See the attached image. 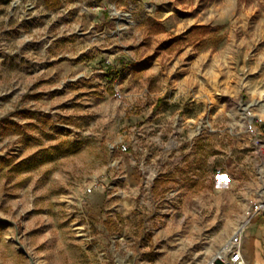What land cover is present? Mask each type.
Listing matches in <instances>:
<instances>
[{
  "label": "rangeland",
  "instance_id": "1",
  "mask_svg": "<svg viewBox=\"0 0 264 264\" xmlns=\"http://www.w3.org/2000/svg\"><path fill=\"white\" fill-rule=\"evenodd\" d=\"M195 25L217 30L178 39ZM191 72L222 124L257 106L264 0H0V264H227L238 234L246 264H264V219L239 230L262 186L241 127L183 141L156 176L127 157L107 186L109 144L135 123L153 138L136 116L157 113L163 77Z\"/></svg>",
  "mask_w": 264,
  "mask_h": 264
},
{
  "label": "built area",
  "instance_id": "2",
  "mask_svg": "<svg viewBox=\"0 0 264 264\" xmlns=\"http://www.w3.org/2000/svg\"><path fill=\"white\" fill-rule=\"evenodd\" d=\"M159 97L169 106H175V110L171 113L168 122L154 121L152 129L154 130V137L149 138L147 135V127L141 124H131L124 130L123 136L117 141L109 144L110 162L109 169L106 173L109 179L108 188L115 189L119 182L123 179L121 171L123 160L128 157L132 158L135 166L141 171L146 172L151 169L153 175H157L162 169V166L171 157L173 151L186 141L187 145L193 146L197 137L201 136L208 131H218L231 129V132L238 127L250 135L256 151L259 153L262 160L261 168V195L252 206L251 218L255 215L261 216L264 219V106L254 104L253 102H241L238 105V112L240 118L236 117L227 121L225 124L217 121L213 109L215 103L208 96L207 93L200 91L195 86H185L184 83L177 79L175 76L164 84L159 92ZM117 97L121 99L130 110H136L133 103H127V94L121 91L117 92ZM197 104L201 107L200 113L197 115L198 119L189 118L187 115L188 105L192 106ZM158 112L154 114L155 117ZM186 129L190 132L185 135ZM161 165H159V161ZM150 162V163H149ZM222 168L216 169V173H220ZM101 182L98 176H93L91 182L87 184L85 193L91 194L96 186ZM83 201L87 203L86 196ZM243 229H241L242 231ZM227 264H241L245 261L244 253L241 247L240 234L234 236L229 240L225 246Z\"/></svg>",
  "mask_w": 264,
  "mask_h": 264
},
{
  "label": "crops",
  "instance_id": "3",
  "mask_svg": "<svg viewBox=\"0 0 264 264\" xmlns=\"http://www.w3.org/2000/svg\"><path fill=\"white\" fill-rule=\"evenodd\" d=\"M189 67H191V66H189ZM189 67H186V68H189ZM170 75L171 74H169L167 77H163V85L166 83V82H168L169 81V79H170ZM165 78V79H164ZM180 81L182 82V83H184L185 84V86H195V87H198V89L200 90V91H203V92H206V89H207V84H206V82H207V80L205 81V78L203 77V76H201V75H199L197 72H191V73H187V74H185L182 78H180ZM162 89V87L157 91V92H155L154 94L156 95V96H154L155 97V99H160V97H159V92H160V90ZM139 94H141V93H138V95ZM134 95H136V94H134ZM128 96V98H130L131 100L130 101H132L133 102V99H132V94H129V95H127ZM157 97V98H156ZM153 107H155V110L158 112V115H156L155 117L153 116L152 117V119L150 118V119H148V116H144L145 114L144 113H142V114H139V115H137L136 117L138 118V119H142V120H139V122L141 123L142 121H144L146 124H152L153 125V123H154V121H159V122H168L169 120H170V117H171V113L174 111V109H175V106H169V105H167L166 103H164L163 102V100H157V101H155L154 102V104L152 105ZM199 107V106H198ZM141 108V107H140ZM188 108L189 109H193L192 108V106H189L188 105ZM201 107H199V109H200ZM142 109V108H141ZM192 116V115H191ZM191 116H189V118L191 117ZM192 118V117H191ZM146 120V121H145ZM151 121H153L152 123H150ZM136 124V123H135ZM139 124V123H138ZM152 134L154 135V130H153V132H152ZM154 137V136H153ZM127 158V157H126ZM160 162H163L164 163V160H162V161H159V165H161L160 164ZM164 165V164H163ZM163 165H161L162 166V168H163ZM107 178V177H106ZM108 179V178H107ZM121 182V181H120ZM119 182V183H120ZM108 183H109V179H108V182H107V186H108Z\"/></svg>",
  "mask_w": 264,
  "mask_h": 264
},
{
  "label": "trees",
  "instance_id": "4",
  "mask_svg": "<svg viewBox=\"0 0 264 264\" xmlns=\"http://www.w3.org/2000/svg\"><path fill=\"white\" fill-rule=\"evenodd\" d=\"M59 3H60V0H59ZM163 30H164V26L161 24H157L151 27L150 33H159ZM213 30H217V28H213L212 26H208V25H195L189 30V32L185 36L179 37L178 39L182 38L183 40H186V41L190 39H198V41H203L206 35L209 34ZM215 39H216V42H218L222 38L218 37Z\"/></svg>",
  "mask_w": 264,
  "mask_h": 264
},
{
  "label": "bare ground",
  "instance_id": "5",
  "mask_svg": "<svg viewBox=\"0 0 264 264\" xmlns=\"http://www.w3.org/2000/svg\"><path fill=\"white\" fill-rule=\"evenodd\" d=\"M116 13H118V14L120 15V17H121L122 13H120L119 11H116ZM255 103L264 106V99H258ZM249 222H250V221H249V219L247 218V219L243 222V224H241V226L239 227V230L244 229V228L248 225ZM222 252L225 253V252H226L225 249H222ZM222 255H223V254H222ZM241 264H246V262L244 261V262H242Z\"/></svg>",
  "mask_w": 264,
  "mask_h": 264
}]
</instances>
